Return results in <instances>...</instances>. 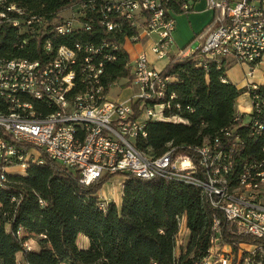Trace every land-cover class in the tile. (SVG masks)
I'll list each match as a JSON object with an SVG mask.
<instances>
[{
    "label": "built area",
    "instance_id": "1",
    "mask_svg": "<svg viewBox=\"0 0 264 264\" xmlns=\"http://www.w3.org/2000/svg\"><path fill=\"white\" fill-rule=\"evenodd\" d=\"M174 1L186 12L195 0ZM170 3L171 0H70L52 18H28L22 13V22H11L10 13L18 11L2 12L6 3L0 1V35L3 27L13 28L20 34L16 47H23L26 53L11 57V51L1 50V54H7V61H0V107H7V113H16L17 122L0 121V181L3 187L9 167L26 171V159L42 162L43 156L74 171L84 185L106 174H165V181L168 174L190 175V182L207 190V201L208 193L218 190V201L209 203L215 211L214 236L202 264H237L232 263L231 247L221 243V221L230 233L264 240V174H255V167L264 164V146L259 152L243 153V144L250 137L264 135V128H260L264 93L261 84L252 81L254 70L264 62V0H205L206 6L215 11L217 25L201 43L174 50L175 18ZM93 23L102 34L52 48V40L61 36L92 33ZM46 28H53L54 38H44ZM114 32H121V39H114ZM145 41L147 48L134 54L126 47L143 45ZM29 43L32 48L27 47ZM80 46L89 47V56L80 57ZM112 46L126 53L127 74L117 76L109 89L117 86V80L126 79L127 87H136L126 101L110 99L108 92L94 94L95 71L108 76L102 55L111 56L112 62L118 58ZM93 50H101V57H93ZM148 51L156 60L167 61L172 56L186 57L196 52L195 60L205 61V68L222 62L226 67L231 62L243 65L247 83L239 97L254 114L251 122H232L229 132L213 137L216 147L201 142L188 152L172 150L165 157L142 158L136 142L146 137L148 121L169 119L164 111L173 97L168 95L165 104L151 107V98L158 97L159 90L172 77L161 73L149 59ZM54 52H76V59L55 62ZM30 53L37 56L31 58ZM211 55H222V62L211 63ZM81 68H92V75L82 76ZM51 79H58V86H51ZM67 79H74V87H67ZM22 119H29V126H22ZM235 126H242V135H235ZM79 128H88L86 144L77 143ZM249 181H259V188H249ZM238 182H245L239 200L225 201L227 189H235ZM222 202H230V210H221ZM106 204L107 200L100 197L99 208L104 210ZM177 221L179 225L180 217ZM243 249L253 255L254 251L264 252V242L240 243L238 255Z\"/></svg>",
    "mask_w": 264,
    "mask_h": 264
},
{
    "label": "trees",
    "instance_id": "2",
    "mask_svg": "<svg viewBox=\"0 0 264 264\" xmlns=\"http://www.w3.org/2000/svg\"><path fill=\"white\" fill-rule=\"evenodd\" d=\"M69 1L5 0L48 18L60 12ZM170 6L176 13L183 12L179 2L171 0ZM95 25L92 33L61 36L52 40V46L95 38L102 34ZM216 25L213 17L191 41L201 43ZM17 38L20 34L13 28L3 27L0 55L7 56L1 54L2 50L11 51L13 57L25 56V49L15 45ZM44 38H54V34H44ZM27 47L32 48L33 44ZM116 53L118 58L104 66L108 73L101 77L105 92L117 76L127 74L126 53ZM195 55L196 52L186 57L172 56L161 70L172 78L165 83L160 101L165 104L168 95L173 97L169 99V109L164 111L169 119L148 121L146 137L136 142L149 155H160L169 147L175 153L188 152L232 122H251L253 113L236 109V99L244 89L225 78L224 63L209 64L205 68L197 64ZM36 56V53L29 54L31 58ZM127 85L128 82L123 84ZM260 90L264 93V85ZM247 142L245 154L258 152L264 139ZM112 176L106 174L84 185L74 171L45 156L41 163H29L24 173L9 174L5 185L0 186V264H18L17 260L29 264H201L210 246L215 211L195 187L129 176L123 180L120 205L110 200L102 210L97 192ZM181 216L185 219L188 238L185 244L179 245L176 254L180 225L177 218ZM219 232L221 243L228 244L233 251L232 263L244 264L248 257L247 264H261L260 258L244 250L238 255V247L240 243L257 245L264 240L230 233L224 221L220 222ZM79 234L87 237V247L78 246ZM29 238L36 241L37 250H29Z\"/></svg>",
    "mask_w": 264,
    "mask_h": 264
},
{
    "label": "bare ground",
    "instance_id": "3",
    "mask_svg": "<svg viewBox=\"0 0 264 264\" xmlns=\"http://www.w3.org/2000/svg\"><path fill=\"white\" fill-rule=\"evenodd\" d=\"M0 1L3 3H6L5 0H0ZM13 10H17L18 13H10L11 22H22V13L27 14L28 18H43L44 17L42 15L33 13L22 7H19L13 3H6V5H2V12H13ZM46 30L47 31L46 32L44 31L45 32L44 34H47V35L51 33L54 34L53 28H48ZM117 36H121V32H114V37H117ZM52 48L54 47L52 46ZM56 48H59V46H57ZM116 52H119V46H112V53H116ZM87 56H89V47L80 46V57H87ZM93 57H101V50H93ZM68 59H76V52H68V53L54 52L55 62H68ZM0 61H7V56L0 55ZM107 62H112L111 56L102 55L103 69ZM196 62L199 66L205 67V61H196ZM211 62H214V63L222 62V55H211ZM81 75L82 76L92 75V68H81ZM102 76H103V71H95L94 94H104L105 92L104 87L101 83ZM51 86H58V79H51ZM67 87H74V79H67ZM164 88L165 86H162V88L159 90L158 97L151 98V107H159L161 106V104H164L162 101H160L164 97ZM0 121L16 123L17 115L16 113H7V107H0ZM22 126H29V119H22ZM260 128H264V120L260 121ZM227 132H229V126L223 128L219 133H227ZM87 135H88V128H79V130L77 131V143L86 144ZM235 135H242V126H235ZM254 138L264 139V135H254L250 137V140ZM202 143L208 144V147H216V139H213V137L204 138ZM261 146H264V144H262ZM244 148H247L246 143L243 144V149ZM172 150L174 149L172 147H169L162 154L154 156V158L165 157V155H168L169 151H172ZM259 150H261V147ZM252 152L249 151V153L247 154H252ZM142 158H151V155L147 154L145 151H142ZM29 163L38 164V163H41V161L39 159H26V168ZM24 172L25 171H17V167H9V174H15V173L22 174ZM255 174H264V164H258L257 167H255ZM132 177L140 178V179L165 180V174H157V175L138 174V175H132ZM127 178L128 177H122V181ZM167 181L182 182L184 184L193 186L198 190V192H200L203 199L207 201L206 199L207 190L198 189V184H196L195 182H190V175L168 174ZM0 186L2 187L1 181H0ZM249 188H259V181H249ZM244 190H245V182L236 183L235 189H227V193H225V201H238L239 194H242ZM217 201H218V190H211L210 193H208V201H207L208 204L215 203ZM221 210H230V202H222ZM183 225L185 226V219H184V216H181L179 231L181 230ZM211 230H212V236H214V218H212ZM179 231L177 234H179ZM212 236H211V239H212ZM176 247H177V235H176ZM17 263L27 264V263L21 262L20 260H17Z\"/></svg>",
    "mask_w": 264,
    "mask_h": 264
},
{
    "label": "crops",
    "instance_id": "4",
    "mask_svg": "<svg viewBox=\"0 0 264 264\" xmlns=\"http://www.w3.org/2000/svg\"><path fill=\"white\" fill-rule=\"evenodd\" d=\"M174 18H175V29L173 31V47L171 50L178 49V48H186L188 47L187 44L193 39V37L198 34L201 30H203L206 25L212 20V18L215 15V11L213 9H210L206 6L204 0H195L191 3V7L186 12H180L176 13L174 12ZM198 43V42H197ZM148 42L145 41L143 45H127V49L131 54L136 53L139 49L147 48ZM148 57L153 62V64L159 68L163 69V67L168 62L167 60H156L154 55L151 54L148 51ZM239 64L235 62H231L227 69L225 70V78L232 82L237 88L245 89L247 81L245 78H242L239 82H237L235 79H233L229 74V69L231 65ZM242 69H244V66L239 64ZM252 81L257 82L261 85H264V62L260 63V65L257 67V72L253 74ZM124 88H130V87H121L120 89ZM108 92V90H107ZM128 98V97H127ZM127 98L123 100L118 101H126ZM238 105L236 104V109L238 112L243 113H249L250 107L244 100V98L241 96L237 99ZM106 184V182L104 183ZM123 184V181L121 182ZM102 192V191H101ZM122 194V192H121ZM98 196L104 197L105 199H109V201H113L116 205H120L121 203V196L117 197L116 200L106 198V193H97ZM82 237L84 239L83 245H80L79 247H87L88 245V239L83 234H79L77 236V240L79 237ZM18 257V256H17ZM20 257V255H19Z\"/></svg>",
    "mask_w": 264,
    "mask_h": 264
},
{
    "label": "rangeland",
    "instance_id": "5",
    "mask_svg": "<svg viewBox=\"0 0 264 264\" xmlns=\"http://www.w3.org/2000/svg\"><path fill=\"white\" fill-rule=\"evenodd\" d=\"M152 37L156 38V36L154 34ZM196 44H197V41L193 40L187 45L192 47ZM256 72H257V68L254 70L253 74H255ZM229 74L237 82H239L242 78H245L244 77V69H242V67L239 64L231 65V67L229 69ZM125 81H126V79L117 80V82L115 84L117 86H112V87H110V89L108 88V95L107 96L110 99L123 100V99L129 97L131 94H133L134 91L136 90L135 86H131L130 88H124L122 90L120 89L121 87H127V86H123ZM172 119L177 120V118H172ZM121 182H122V177L120 175L115 174L106 182V184H103L101 186V188L98 190L97 193L102 194L104 192V193H106V198L116 200L118 196L119 197L121 196V189H122ZM106 200L109 201V199H106ZM187 238H188L187 230H186L185 226L183 225L181 230L179 231V234H177V247H176V251H175L176 254H178V252H179L178 251V249H179L178 245L180 244V242H183L185 244L187 241ZM83 243H84V239H82V237L80 236L77 240V244H78V246H80V245H83ZM27 247L29 248V250H31L32 248H34L35 250L38 249V245H37L36 241L33 240L32 238H29V240L27 241ZM244 248H246V247H244ZM244 251H246V250H244ZM19 255H20V253L17 254L18 257H19ZM254 255H256L258 258H260L261 264H264V252L254 251Z\"/></svg>",
    "mask_w": 264,
    "mask_h": 264
}]
</instances>
